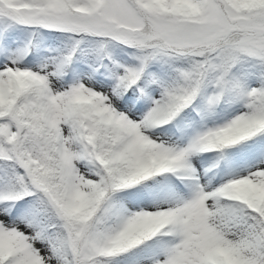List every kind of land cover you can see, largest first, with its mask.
I'll list each match as a JSON object with an SVG mask.
<instances>
[{"label":"rangeland","instance_id":"rangeland-1","mask_svg":"<svg viewBox=\"0 0 264 264\" xmlns=\"http://www.w3.org/2000/svg\"><path fill=\"white\" fill-rule=\"evenodd\" d=\"M143 25L141 36L131 33ZM57 26L71 32L58 40ZM234 32L243 34L242 47L229 54L227 101L225 47L208 59L191 54L196 69L171 68L164 53L144 62L142 38H160L151 46L165 43L187 56L192 49L174 50L173 42L211 47ZM91 43L96 60H79L76 46ZM244 54L245 69L236 61ZM125 73L130 83L145 76L171 94L154 87L131 96L128 86L120 89ZM181 92L185 105L165 96ZM175 103L183 109L171 112ZM16 151L18 187L0 168V256L7 264H71L56 230L39 218L36 190L46 177L65 191L56 207L74 264H264L262 237L246 218L247 209L259 213L264 205V7L242 0H0V157ZM52 153L59 157H46ZM31 164L41 172L24 182ZM114 164L120 167L109 175Z\"/></svg>","mask_w":264,"mask_h":264},{"label":"trees","instance_id":"trees-1","mask_svg":"<svg viewBox=\"0 0 264 264\" xmlns=\"http://www.w3.org/2000/svg\"><path fill=\"white\" fill-rule=\"evenodd\" d=\"M242 1L244 3H250L251 2V6L255 10H257V8L264 7V0H242ZM68 10L72 14H76V15L80 14L78 12L71 11L70 9H68ZM237 23L239 25H246V24H249L250 21H247L245 19H241ZM228 27L232 28L234 26L229 25ZM119 30L126 31L125 28H120ZM145 30L146 29L141 30V31H145ZM56 32H57L58 38H63L65 36V33L62 29H56ZM138 34L141 36L140 32H138ZM84 35H86V34H84ZM241 36H243V34L241 32L231 33L227 37H225L224 39L216 40L215 43H213L211 45V47H205V45L198 46L199 44L195 47L196 44H193V43L180 45V44L173 42V47L175 46L174 47L175 50L180 51L181 48H183L187 51H190L192 49V51H190V55H187V56L180 55L174 51H169L168 49H166L165 45L158 46L157 48L143 47V49L145 51V54H144L145 55V61H146V63H148L157 54L160 55L161 53H164V55L162 56V60L165 62L166 65L170 66L171 68L177 67L178 64H180V63H184V64L190 65L192 67V69H196V66L194 65V61L191 59V54H194L200 58L208 59V57L215 52V49L217 47H225V48H227V56L224 57L225 59L223 62V71H224L223 77H224V79H223L222 84H223V89L226 92V94L227 93L229 94V92L232 90V88L227 83L228 70H229V66H230V55L242 47L239 45V43L237 41L239 38H241ZM142 39H144L143 43H150L153 41L162 40L160 38H156V39L153 38V40H151V41L147 40V38H142ZM136 41H140L138 37H137ZM209 43H212V40ZM178 46H180V47H178ZM194 47H195V50L193 49ZM97 50L98 49L96 46H94L93 44H89V50H88L89 53L88 54L81 53L79 48L77 49L76 53L79 56H81L82 60L93 61L95 58V52ZM246 56H248V55L244 54L243 56H240V58H237V60H236L242 66L243 69H245L244 68L245 66L247 67V64L242 61L243 57H246ZM241 57H242V59H241ZM254 64H255V61L252 60V65H254ZM246 71H247V69L245 70V73H246ZM193 74H198V73L193 72ZM200 74H202V73L200 72ZM140 83L142 84L144 89H149L153 85V84H148L147 79H145V78H143L140 81ZM127 91L130 95H136L138 93L137 90L131 86H129L127 88ZM170 100L173 101V97H171ZM33 113H36V111ZM39 126L41 127L42 132H44L45 134H46V132L49 133V131L46 130V128L43 127L41 125V123L39 124ZM21 138H22V136L20 137V139ZM51 142H53V139H51ZM17 155H18V152L16 151V152H14V156L12 159H5V158L0 157V166L3 170L6 171L8 176L13 178L16 185H19V179L17 178L16 175H17L18 170L22 169V164L19 161L17 166L12 165L13 160H15V156L17 157ZM55 156L56 155L54 153L49 155L50 158L55 157ZM116 170H117V168L111 167V169L109 171V175H111ZM28 172L30 175L29 176L27 175V182L30 181L31 178L34 182H36V180H34L33 178H35V175L40 174L41 170L40 171L37 170V167L35 165L31 164V167L29 168ZM38 181H40V182L41 181H47L46 185L40 184L42 190L37 189L38 192H41V193H47V191L51 192L50 187H53L52 190L55 191L59 197L58 192H60V189L57 186L58 180H54L53 178L48 179V177H46L42 180L38 179ZM51 194H52V196L48 195L49 197L46 196V199L41 201L40 206H41L42 212H43L42 216L45 219V221L48 223V227L56 230V233L58 235L57 241L59 242V244L61 246L63 255L69 257L71 264H74L73 263V261H74L73 255H72L70 247H69V241H67L68 240L67 228L65 227L64 221L58 215V213H57V211L53 205L54 203L58 204L59 199L55 193L51 192ZM246 213L248 216L250 215V217H248V219L250 220V222H252L254 224L258 233L262 237V243H261L260 248L263 249V251H264V220L261 218L260 213H255L254 211L249 210V209L246 210ZM7 262L8 261L6 258L0 256V264H7Z\"/></svg>","mask_w":264,"mask_h":264},{"label":"bare ground","instance_id":"bare-ground-1","mask_svg":"<svg viewBox=\"0 0 264 264\" xmlns=\"http://www.w3.org/2000/svg\"><path fill=\"white\" fill-rule=\"evenodd\" d=\"M213 193V192H212ZM214 195H216V194H214Z\"/></svg>","mask_w":264,"mask_h":264}]
</instances>
